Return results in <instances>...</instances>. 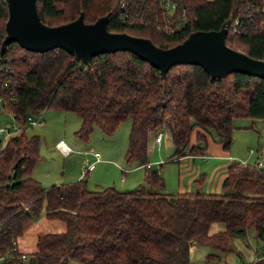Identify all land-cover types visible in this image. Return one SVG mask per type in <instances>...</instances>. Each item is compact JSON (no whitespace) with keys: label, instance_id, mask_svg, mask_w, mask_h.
Masks as SVG:
<instances>
[{"label":"trees","instance_id":"16d2710c","mask_svg":"<svg viewBox=\"0 0 264 264\" xmlns=\"http://www.w3.org/2000/svg\"><path fill=\"white\" fill-rule=\"evenodd\" d=\"M36 5L49 25L80 12L87 22L108 14L109 30L149 37L160 47L229 20L226 43L264 59V0H36ZM7 17L0 0L1 109L19 119L46 108L74 111L81 117L75 135L82 139L95 126L111 134L129 118L125 160L144 171L143 181L131 189L89 188L88 171L71 182L43 185L32 175L42 157L39 135L23 129L0 138L1 264H190L194 243L227 250L231 237H244L250 228L264 240V157L230 163L219 193L165 192L160 165L152 168L148 160L150 135L162 129L176 159L204 155L209 128L228 149L234 118L264 120V77L234 71L211 78L190 63L175 64L162 77L127 50L98 53L84 63L61 47L32 51L16 41L1 47ZM195 128L197 142L189 145ZM42 211L63 221L64 230L37 231L34 249L26 254L17 239ZM213 222L224 227L210 232Z\"/></svg>","mask_w":264,"mask_h":264},{"label":"rangeland","instance_id":"374dc122","mask_svg":"<svg viewBox=\"0 0 264 264\" xmlns=\"http://www.w3.org/2000/svg\"><path fill=\"white\" fill-rule=\"evenodd\" d=\"M40 112L41 122L27 125L25 131L28 135L37 134L40 137L39 152L42 157L34 165L32 175L43 185L66 183L80 178L83 166L91 161L94 152L99 153L101 160L86 172L85 179L89 188L113 185L119 189H131L143 181L144 167L125 160L129 118L120 122L111 134L95 126L88 138L82 139L75 135L81 123V117L76 112L53 108ZM10 122L11 115L0 108V126ZM233 126L228 149L223 148V143L217 140L215 132L209 128L205 130L207 146L204 155L187 154L178 159L172 156L175 147L168 131L161 130L163 136L159 144L154 143L155 132H152L148 160L152 168L160 165L159 172L164 178L163 190L177 193L198 189L219 193L223 191L222 180L230 163L239 160L255 163L259 157H264V120L240 116L233 119ZM23 129L22 125L20 132ZM195 131L196 128L190 136L189 145L197 142ZM20 132L12 131L11 134ZM11 134L0 133V138L5 141ZM60 139L71 146L73 151L70 154L61 153L55 146ZM219 226L223 228V222H213L210 232L217 231ZM64 227L63 221L49 218L42 211L37 219L26 224L23 234L17 239L18 248L27 254L34 249L37 231H61ZM68 264L80 263L70 260ZM190 264H264V240L257 238L250 228L244 237H231L227 250L194 243L190 247Z\"/></svg>","mask_w":264,"mask_h":264},{"label":"water","instance_id":"95a60500","mask_svg":"<svg viewBox=\"0 0 264 264\" xmlns=\"http://www.w3.org/2000/svg\"><path fill=\"white\" fill-rule=\"evenodd\" d=\"M5 2L8 17L1 47L11 41L40 52L61 47L84 63L90 62L92 56L98 53L127 50L157 67L162 77L171 66L179 63L198 64L211 78L234 71L264 77V59L253 57L226 43L229 20L219 29L195 30L172 46L160 47L149 37L109 30L108 14L87 22L83 12H80L72 20L49 25L41 20L36 0Z\"/></svg>","mask_w":264,"mask_h":264},{"label":"built area","instance_id":"2783aa9c","mask_svg":"<svg viewBox=\"0 0 264 264\" xmlns=\"http://www.w3.org/2000/svg\"><path fill=\"white\" fill-rule=\"evenodd\" d=\"M164 5L167 7H171V8L174 7L173 4H170L167 1L164 3ZM40 117H41L40 111L37 114H28L25 118H21V119L12 117L11 122L9 124H7L6 126H0V133L1 134L4 133L8 135V134H11L12 131L20 132V130L22 129V125H23V128L25 129L27 125H34V124L41 122ZM162 136H163L162 131L158 130L154 136V141L160 142L162 140ZM56 146L60 150L61 153L66 154V155L72 151L71 147L68 144H66L63 141V139H60L59 141H57ZM99 159H100L99 153L94 152L92 161L88 162L85 166H83L82 175L83 173L91 169L94 166V162H96Z\"/></svg>","mask_w":264,"mask_h":264},{"label":"crops","instance_id":"0c3cea01","mask_svg":"<svg viewBox=\"0 0 264 264\" xmlns=\"http://www.w3.org/2000/svg\"><path fill=\"white\" fill-rule=\"evenodd\" d=\"M11 118H12V116H11ZM58 141H59V140H58ZM63 141H64V140H63ZM64 142H65V141H64ZM160 142H161V141H160ZM160 142H159V143H160ZM65 143H66V142H65ZM154 143H158V142H154ZM159 143H158V144H159ZM66 144H67V143H66ZM68 145H69V144H68ZM55 146H56V144H55ZM69 146H70V145H69ZM56 147H57V146H56ZM70 147H71V146H70ZM71 149H72V148H71ZM58 150H59V149H58ZM59 151H60V150H59ZM72 151H73V149H72ZM72 151H71V152H72ZM71 152H70V153H71ZM70 153H68V154H70ZM92 159H93V157H92ZM92 159H91V161H92ZM99 160H101V157H100ZM99 160H97V161H99ZM97 161H96V162H97ZM96 162H94V164H95ZM150 163H151V162H150ZM138 167H141V166H138ZM93 168H94V166H93ZM93 168H92V169H93ZM90 170H91V169H90ZM88 171H89V170H88ZM80 175H81V173H80ZM122 179H123V178H122ZM219 229H222V228L219 226L217 230H219ZM214 231H215V230H214Z\"/></svg>","mask_w":264,"mask_h":264}]
</instances>
